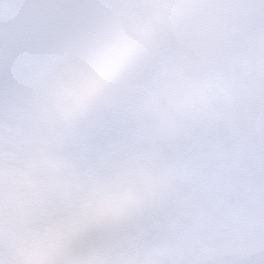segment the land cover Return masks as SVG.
I'll return each mask as SVG.
<instances>
[{
	"label": "snow or ice",
	"instance_id": "1",
	"mask_svg": "<svg viewBox=\"0 0 264 264\" xmlns=\"http://www.w3.org/2000/svg\"><path fill=\"white\" fill-rule=\"evenodd\" d=\"M0 264H264V0H0Z\"/></svg>",
	"mask_w": 264,
	"mask_h": 264
}]
</instances>
